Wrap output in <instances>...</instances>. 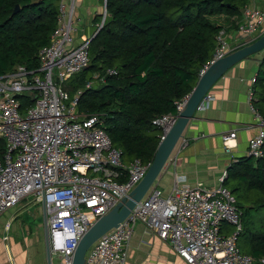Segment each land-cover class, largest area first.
I'll return each mask as SVG.
<instances>
[{
    "label": "built area",
    "instance_id": "built-area-1",
    "mask_svg": "<svg viewBox=\"0 0 264 264\" xmlns=\"http://www.w3.org/2000/svg\"><path fill=\"white\" fill-rule=\"evenodd\" d=\"M77 5L78 0L60 1L58 27L50 44L40 51L38 72L19 66L0 75V140L4 141V150H0V217L27 196L43 203L51 253L59 264H73L83 235L130 194L152 164L140 158L126 161L100 114L79 115L81 91L70 104L66 102L71 96L64 82L88 67L91 59L90 39L76 43ZM107 17L104 0L97 30L105 26ZM262 28L264 10L259 0H250L237 23L239 40L233 43L228 29L220 31L214 56L200 76ZM107 74H116V70L108 69ZM95 76L104 79L106 75ZM255 81L256 77L252 85ZM91 85L87 83V87ZM24 94L34 100L25 114L18 99ZM189 95L176 102V113L154 119L162 135L175 124ZM215 98L208 92L197 110L210 108ZM249 100L260 130L250 139L247 156L258 159L264 157V116L253 105L252 88ZM236 134H223L226 147ZM175 178L170 193L154 185L118 227L88 249L85 264H127L129 243L138 223L169 241L189 264H254L256 259L238 245L243 220L235 193L224 184L191 187L179 176ZM229 225L235 227L233 232ZM259 262L264 264V256Z\"/></svg>",
    "mask_w": 264,
    "mask_h": 264
},
{
    "label": "trees",
    "instance_id": "trees-1",
    "mask_svg": "<svg viewBox=\"0 0 264 264\" xmlns=\"http://www.w3.org/2000/svg\"><path fill=\"white\" fill-rule=\"evenodd\" d=\"M60 1L0 0V75L19 66L38 72L40 51L58 27ZM249 1L107 0L105 26L90 41V64L65 84L72 100L81 91L77 112L100 114L126 161L152 162L162 135L154 119L176 113V102L192 92L201 69L213 58L220 31L236 30ZM220 16L226 17V25L217 21ZM108 69L116 74L108 75ZM90 70L95 82L87 87ZM252 91L253 105L264 116V56ZM18 99L21 112L34 104L28 94ZM0 147L2 152L3 139ZM228 175L224 185L235 180V195L243 187L264 192V157H242ZM245 214L242 210V220ZM252 233L258 262L264 256V233Z\"/></svg>",
    "mask_w": 264,
    "mask_h": 264
},
{
    "label": "crops",
    "instance_id": "crops-1",
    "mask_svg": "<svg viewBox=\"0 0 264 264\" xmlns=\"http://www.w3.org/2000/svg\"><path fill=\"white\" fill-rule=\"evenodd\" d=\"M259 5L264 10V0H259ZM102 11L101 0H78L77 44L95 35ZM217 21L227 23L225 16H220ZM263 33L262 28L244 39V42L250 44ZM230 34L233 43L239 40L237 33ZM263 56L264 50L236 63L211 88L215 100L210 108L196 110L195 117L189 121L155 182L164 193L172 191L176 176L182 179L183 184L191 187L198 184L209 188L218 187L228 179V170L233 163L247 156L249 141L260 130L249 92ZM232 131L237 134L230 139V147H226L223 134ZM29 197L4 213V217H0V264H59L56 255L51 253L49 258L46 226L42 233L40 229L35 231L36 228L20 220L22 209L28 205V201L43 205L34 196ZM41 240L43 246L40 249ZM250 255L253 256L252 253ZM127 264L189 263L175 251L169 241L162 240L144 224L138 223L129 243Z\"/></svg>",
    "mask_w": 264,
    "mask_h": 264
},
{
    "label": "water",
    "instance_id": "water-1",
    "mask_svg": "<svg viewBox=\"0 0 264 264\" xmlns=\"http://www.w3.org/2000/svg\"><path fill=\"white\" fill-rule=\"evenodd\" d=\"M18 8L19 7L17 6L16 11ZM99 30L96 31L95 35ZM263 50L264 33L254 42L244 45L240 49L229 53L224 58L211 64L205 73L200 76L196 86L189 95L185 108L178 114L175 124L169 129V131L164 132L163 135H161V141L158 145L154 159L144 178L126 198L120 201L106 215L100 217L83 235L75 250L73 264H85L86 253L88 249L105 233L112 230L113 228L118 227L120 223L129 216L137 203L140 202L142 198H144L148 193V191L155 185L156 180L158 179L165 165L169 161L174 149L182 138L183 132L189 121L195 117L198 104L202 98L208 92H210L215 83L233 65ZM87 68L88 67H86L84 70H87ZM45 226L47 229V251L49 258L51 259L49 230L46 222V214Z\"/></svg>",
    "mask_w": 264,
    "mask_h": 264
},
{
    "label": "rangeland",
    "instance_id": "rangeland-1",
    "mask_svg": "<svg viewBox=\"0 0 264 264\" xmlns=\"http://www.w3.org/2000/svg\"><path fill=\"white\" fill-rule=\"evenodd\" d=\"M239 20L240 19H238V21ZM230 32L235 33L236 30H231ZM55 79L56 81H58V76L56 73H55ZM87 79H88V83L95 82L93 70H90L88 72ZM68 81L69 80L64 82V87H65L66 82ZM71 101H72V96H71V99L66 102L70 104ZM26 110L27 109L22 111V113L25 114ZM104 125L105 124L103 121V126ZM234 182L235 180L228 183L227 187H230L232 189ZM236 195L239 200L238 205L240 204L241 209L246 211V214L243 218V230L238 237V245L242 252L251 254L253 250V247H252L253 242L251 238L252 237L251 233L252 232L256 234L264 233V192H260L257 189L247 190V189H244L243 187L239 191L236 192ZM30 201H28V205L24 207V209H22L20 220L24 221V223H27L29 226L36 228L35 231L37 229H40V231L44 233L45 231L44 229L45 227L44 207L40 203L37 204V203H34V201L32 202ZM1 217H4V215H2ZM234 230H235V227L232 225H229V231L233 232ZM41 236L42 238H44L43 234ZM42 240L40 243V249L43 246ZM254 264H261V263L259 262V259H258V262L255 261Z\"/></svg>",
    "mask_w": 264,
    "mask_h": 264
}]
</instances>
